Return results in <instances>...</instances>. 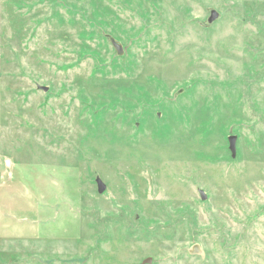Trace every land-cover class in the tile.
Masks as SVG:
<instances>
[{"label":"rangeland","instance_id":"374dc122","mask_svg":"<svg viewBox=\"0 0 264 264\" xmlns=\"http://www.w3.org/2000/svg\"><path fill=\"white\" fill-rule=\"evenodd\" d=\"M0 264H264V0H0Z\"/></svg>","mask_w":264,"mask_h":264},{"label":"water","instance_id":"95a60500","mask_svg":"<svg viewBox=\"0 0 264 264\" xmlns=\"http://www.w3.org/2000/svg\"><path fill=\"white\" fill-rule=\"evenodd\" d=\"M207 14H208V16L206 17V19L203 22H199V24L201 26H203V28H206V29L209 28L211 25H213L221 17L219 12L213 8L207 9ZM107 39L109 40L111 46L115 50V55L121 56L123 54L122 45L119 42H117L116 40H114L111 36H107ZM41 89H42V91H46V88H41ZM235 139H236L235 136H228L227 137L228 150L230 151L231 156L235 155ZM95 183L97 186V193L102 194L105 190V185L98 178H96ZM200 196H201V200H204L205 197L201 191H200ZM189 253L190 254H198L199 250H198L197 246L194 245L191 248ZM150 260L151 259H149L147 262L149 263Z\"/></svg>","mask_w":264,"mask_h":264}]
</instances>
